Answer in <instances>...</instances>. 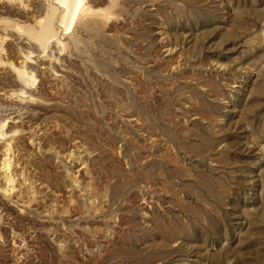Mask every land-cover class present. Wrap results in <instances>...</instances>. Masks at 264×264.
<instances>
[{"label": "rangeland", "instance_id": "374dc122", "mask_svg": "<svg viewBox=\"0 0 264 264\" xmlns=\"http://www.w3.org/2000/svg\"><path fill=\"white\" fill-rule=\"evenodd\" d=\"M0 264H264V0H0Z\"/></svg>", "mask_w": 264, "mask_h": 264}, {"label": "bare ground", "instance_id": "6f19581e", "mask_svg": "<svg viewBox=\"0 0 264 264\" xmlns=\"http://www.w3.org/2000/svg\"><path fill=\"white\" fill-rule=\"evenodd\" d=\"M85 12V11H84ZM87 15V14H86ZM166 53H170V49L169 48H167V49H165L164 50Z\"/></svg>", "mask_w": 264, "mask_h": 264}]
</instances>
